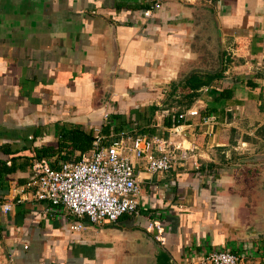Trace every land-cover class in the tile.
I'll return each instance as SVG.
<instances>
[{
    "label": "crops",
    "instance_id": "1",
    "mask_svg": "<svg viewBox=\"0 0 264 264\" xmlns=\"http://www.w3.org/2000/svg\"><path fill=\"white\" fill-rule=\"evenodd\" d=\"M149 5L0 0V145L14 141L20 149L14 153L20 166L0 176V201L19 199L0 212V264H130L135 228L176 264L218 247L243 253V262L264 264V236L237 238L264 208V0H166L146 18L142 11ZM201 5L218 23L223 78L241 81L223 82L228 98H216L207 86L196 89L190 105L199 103V113L212 112L217 120L205 125L184 116L174 137L193 144L185 160L155 173L134 162L140 214L99 223L81 218V229H69L76 217L31 197L30 147L53 142L55 128L70 123L108 125L105 137L119 130L167 137L177 122L173 114L187 109L177 99L185 92L179 85L190 72L193 49L207 38L217 40L213 18ZM112 42L116 65L108 88ZM168 83L176 85L171 94ZM230 110L241 118L233 119ZM171 118L175 123L168 124ZM227 161L208 170L209 163ZM146 219L160 223L162 242L145 229Z\"/></svg>",
    "mask_w": 264,
    "mask_h": 264
},
{
    "label": "built area",
    "instance_id": "2",
    "mask_svg": "<svg viewBox=\"0 0 264 264\" xmlns=\"http://www.w3.org/2000/svg\"><path fill=\"white\" fill-rule=\"evenodd\" d=\"M166 0H150V5L142 11L144 17L162 7ZM233 49L230 53L233 54ZM257 70V65H252ZM199 91H206L202 87ZM231 111V110H230ZM232 112V111H231ZM197 116L201 124H211L217 120L214 113H199V103L187 107L175 116L177 122L167 128L168 136L132 134L119 130L108 137L93 126L91 149L75 161H58L51 166L46 159L35 160L31 165L26 186L31 197L38 201L60 206L66 213L76 217L69 223V229L79 230L85 218L89 223L102 220L115 221L123 214L136 216L139 213V184L134 173V162H143L149 173L163 172L185 160L193 144L184 145V139L174 135L183 125L184 116ZM231 116L236 118L237 113ZM106 113H103V118ZM224 121V120H223ZM184 126V125H183ZM109 138V139H107ZM240 147L243 145L240 143ZM19 199L0 201V212H7ZM145 229L155 240L162 242V226L158 221L146 219ZM244 255L229 248L218 247L204 250L200 255L184 264H241Z\"/></svg>",
    "mask_w": 264,
    "mask_h": 264
},
{
    "label": "trees",
    "instance_id": "3",
    "mask_svg": "<svg viewBox=\"0 0 264 264\" xmlns=\"http://www.w3.org/2000/svg\"><path fill=\"white\" fill-rule=\"evenodd\" d=\"M223 69H219L216 72H203L199 73L196 70L190 71L187 75L184 76L183 80L180 82V89L185 90V92L178 97L177 102L182 103V110L187 108L192 100L196 97L197 91L200 86H207L213 92H217L216 98H228L231 94V91L227 89V86L222 85L223 82L227 83H235L241 80H237L235 78H223L222 74ZM214 81L218 85L214 86ZM250 86L253 85L252 81H245ZM181 109V108H180ZM177 112L173 115L175 116ZM114 115L110 116L113 117ZM175 123L174 118L169 119L168 124ZM92 125H82L77 123H70L66 125L57 126L55 129V139L53 142L47 143L43 146L30 147V156L29 159L32 161L46 159L49 161L51 166H56L58 161H75L78 160L84 153L88 152L92 146L93 133H92ZM108 125H104L100 128L102 133H106L108 131ZM26 147H22L21 150H24ZM28 148V147H27ZM20 149L15 146V142L12 143H2L0 145V155L4 156L0 157V176L3 172H10L15 169L16 166H20V164H15V156L14 153H19ZM5 156H8L10 159L9 165L5 164ZM25 157V156H24ZM30 160V161H31ZM26 161L23 162L22 165H25ZM31 165V163H28ZM227 163H222L221 165H214L209 163L208 170H213L215 168H222ZM235 252V251H234Z\"/></svg>",
    "mask_w": 264,
    "mask_h": 264
},
{
    "label": "water",
    "instance_id": "4",
    "mask_svg": "<svg viewBox=\"0 0 264 264\" xmlns=\"http://www.w3.org/2000/svg\"><path fill=\"white\" fill-rule=\"evenodd\" d=\"M201 6L207 9L206 16L213 18L214 23L212 26L215 28L214 36H217V42L220 43L221 33L214 13L211 11V8L207 5ZM221 52L222 51L220 49L219 59L220 63L222 64ZM115 65L116 48L115 43L112 42L111 61L107 65L108 72L106 73L108 88ZM133 231H135V233L137 234L138 242L134 251V257L132 258V262L130 264H176L169 256L168 252L159 244H157L154 240H152V238L148 236L145 231L137 228H135ZM242 233V235H237V238L241 241L256 239L258 237L264 236V208L261 213V216L258 217L256 220L251 221L248 227H245L243 229Z\"/></svg>",
    "mask_w": 264,
    "mask_h": 264
},
{
    "label": "rangeland",
    "instance_id": "5",
    "mask_svg": "<svg viewBox=\"0 0 264 264\" xmlns=\"http://www.w3.org/2000/svg\"><path fill=\"white\" fill-rule=\"evenodd\" d=\"M207 35H208V33H206L204 36H207ZM203 43L206 44V46L204 44H200V46H197V48L193 49L192 53H194V55L189 60L190 64L186 68V72H188L187 70H189V71L196 70L198 72H216L219 69H222V67H223V53H224L222 43L221 42L218 43L216 40V37L207 38L205 40V42H203ZM219 48L222 51L221 52L222 64L220 63V59H219V51H220ZM213 84H214V86L218 85L217 83H215V81ZM175 86H176L175 84L171 85L170 83H168V85L166 86L168 91L170 92V94L174 91L173 89ZM203 94L205 96L207 95L205 91ZM173 99H174L173 97L168 95V97L165 98L166 104L172 103ZM229 108H231V107H229ZM238 114H237L236 118H233V119L241 118L240 117L241 114L239 116H238ZM241 264H249V263L243 262Z\"/></svg>",
    "mask_w": 264,
    "mask_h": 264
}]
</instances>
